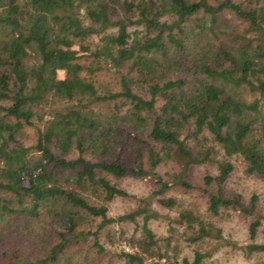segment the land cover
<instances>
[{
    "label": "trees",
    "instance_id": "16d2710c",
    "mask_svg": "<svg viewBox=\"0 0 264 264\" xmlns=\"http://www.w3.org/2000/svg\"><path fill=\"white\" fill-rule=\"evenodd\" d=\"M108 69L117 82L101 80ZM28 126L38 129L30 146ZM234 155L264 178V0H0V224L44 212L64 228L35 264L88 235L107 252L100 239L119 220L108 203L129 196L116 183L128 176L160 188L120 218L139 231L124 264H208L212 245L237 246L212 220L229 208L253 217L245 256H264L258 196L248 205L224 188ZM201 164L218 169L203 178L209 218L158 198L176 211L161 215L183 227L172 248V233L151 225L153 199L191 188L189 170Z\"/></svg>",
    "mask_w": 264,
    "mask_h": 264
},
{
    "label": "rangeland",
    "instance_id": "374dc122",
    "mask_svg": "<svg viewBox=\"0 0 264 264\" xmlns=\"http://www.w3.org/2000/svg\"><path fill=\"white\" fill-rule=\"evenodd\" d=\"M99 74H101L103 82H117L119 78V75L113 69L99 72ZM37 134L38 129L35 126H28L22 135V141L27 146L33 145L37 141ZM223 153L222 151L221 156H223ZM134 159L136 157L132 156L130 161H134ZM231 160L235 168L224 184L225 191L229 195L240 194L248 205L251 204V198L254 195L258 196L257 207L262 225L255 241L264 243V178L248 173L246 162L241 157L234 155ZM165 171H169L170 174ZM172 171L171 167L160 168V173L168 181H172L174 178ZM217 173L218 169L215 165H194L189 170L186 179L192 184L191 188L172 185L171 189L164 194H158L154 197L153 207L159 211L160 216L151 220V225L159 236L168 237L172 233V248L177 242L183 227L177 223L170 224V219L161 215H169L173 218L176 216V211L160 205L157 202L158 198L176 197L180 204L190 205L209 218L212 214L207 210L208 195L203 192V178L206 174L216 175ZM116 183L122 192H126L129 196L121 194L108 203L109 217L119 220L108 225L112 239L109 240L107 237L100 239L101 243L106 244L107 252L100 253L99 246L93 243V236L88 235L87 241L73 240L66 249L65 254L60 255L59 259L53 264H124L120 254L124 251H133L132 237L136 236L137 238L139 231L136 230L134 223L122 221L120 218L136 207L137 199L151 195L160 188V185L151 176H128L117 180ZM252 219L251 215H244L241 210L230 208L213 217L212 220L223 228L225 237L228 240L237 242V246L228 245L225 241H222L219 246H217V243L212 245L215 250L210 257L206 258L207 263L264 264L262 254H252L250 257H246L240 248L241 243H245L249 238V226ZM171 226L175 227L172 232L170 231ZM63 230V223L60 219L44 212L40 217L24 215L20 219H12L9 222L0 224V264H35L38 260L46 257L50 248L57 243L59 232ZM179 249L182 250L181 256L190 255L192 250L188 243L184 241H182Z\"/></svg>",
    "mask_w": 264,
    "mask_h": 264
}]
</instances>
